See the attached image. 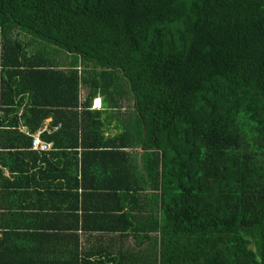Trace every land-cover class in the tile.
Listing matches in <instances>:
<instances>
[{
    "label": "trees",
    "instance_id": "obj_1",
    "mask_svg": "<svg viewBox=\"0 0 264 264\" xmlns=\"http://www.w3.org/2000/svg\"><path fill=\"white\" fill-rule=\"evenodd\" d=\"M0 67L86 190L0 264H264V0H0Z\"/></svg>",
    "mask_w": 264,
    "mask_h": 264
},
{
    "label": "crops",
    "instance_id": "obj_2",
    "mask_svg": "<svg viewBox=\"0 0 264 264\" xmlns=\"http://www.w3.org/2000/svg\"><path fill=\"white\" fill-rule=\"evenodd\" d=\"M0 82L13 84L8 73H2ZM12 89L7 93L0 85V238L9 233L6 239L15 249H31L32 236L37 232L51 233L53 226L54 233L71 231L69 227L75 222L71 206L78 207L76 214L82 218L86 192L80 167L82 152L69 151L79 160L75 171L73 156L66 151L62 153L54 145L50 151L35 150L34 137L53 144L46 136L58 131L60 125L51 126L52 119H47L34 132L27 122L29 116H25L28 94L25 98L15 87ZM8 227L14 228L13 236ZM16 232L20 233L18 237ZM72 232L80 234L79 243L84 245L83 232ZM73 247V241L66 242L62 250ZM44 248L49 250L48 241L40 242L36 250L41 253Z\"/></svg>",
    "mask_w": 264,
    "mask_h": 264
},
{
    "label": "built area",
    "instance_id": "obj_3",
    "mask_svg": "<svg viewBox=\"0 0 264 264\" xmlns=\"http://www.w3.org/2000/svg\"><path fill=\"white\" fill-rule=\"evenodd\" d=\"M33 148L38 151H50L53 148V144L41 140L39 136H35L32 144Z\"/></svg>",
    "mask_w": 264,
    "mask_h": 264
},
{
    "label": "clouds",
    "instance_id": "obj_4",
    "mask_svg": "<svg viewBox=\"0 0 264 264\" xmlns=\"http://www.w3.org/2000/svg\"><path fill=\"white\" fill-rule=\"evenodd\" d=\"M97 101H99L98 106H96ZM102 106H103V102H102L101 97H98V98L93 100L92 109L100 110V109H102Z\"/></svg>",
    "mask_w": 264,
    "mask_h": 264
},
{
    "label": "rangeland",
    "instance_id": "obj_5",
    "mask_svg": "<svg viewBox=\"0 0 264 264\" xmlns=\"http://www.w3.org/2000/svg\"><path fill=\"white\" fill-rule=\"evenodd\" d=\"M84 94H87V89H85V88H84V90H83V95H84ZM126 106H127V107H130V104L128 103V104H126ZM127 107H126V109H124V110H127ZM124 112H125V111H124ZM117 132H118V131L115 130V129H112L111 131H109V133H117ZM129 243H130V242H129ZM129 243H128V244H129Z\"/></svg>",
    "mask_w": 264,
    "mask_h": 264
},
{
    "label": "bare ground",
    "instance_id": "obj_6",
    "mask_svg": "<svg viewBox=\"0 0 264 264\" xmlns=\"http://www.w3.org/2000/svg\"><path fill=\"white\" fill-rule=\"evenodd\" d=\"M98 104H99V101H97V104H96V106H98Z\"/></svg>",
    "mask_w": 264,
    "mask_h": 264
}]
</instances>
